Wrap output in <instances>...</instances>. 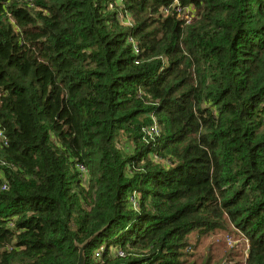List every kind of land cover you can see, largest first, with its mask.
Returning <instances> with one entry per match:
<instances>
[{
	"label": "trees",
	"instance_id": "1",
	"mask_svg": "<svg viewBox=\"0 0 264 264\" xmlns=\"http://www.w3.org/2000/svg\"><path fill=\"white\" fill-rule=\"evenodd\" d=\"M100 230L84 264H264V0H0V264Z\"/></svg>",
	"mask_w": 264,
	"mask_h": 264
},
{
	"label": "rangeland",
	"instance_id": "2",
	"mask_svg": "<svg viewBox=\"0 0 264 264\" xmlns=\"http://www.w3.org/2000/svg\"><path fill=\"white\" fill-rule=\"evenodd\" d=\"M231 244L236 242L235 237H231ZM227 235L224 234L222 231H216L213 234H209L207 236H202L197 240L196 234H191L190 235V241L191 244H194V249L192 250L194 256L189 257L190 260L194 259L196 264L201 263L202 260H205L206 258H210L209 262L211 264H215L218 261L220 264H241L240 262L243 261L244 255L241 254V249L240 253H238L237 249L234 250L235 255L232 259L228 257L230 251L226 252L227 250L231 249L232 246H229L228 243L226 242ZM109 249H113L112 246H110ZM246 252L244 249L242 253ZM218 262V263H219Z\"/></svg>",
	"mask_w": 264,
	"mask_h": 264
},
{
	"label": "water",
	"instance_id": "3",
	"mask_svg": "<svg viewBox=\"0 0 264 264\" xmlns=\"http://www.w3.org/2000/svg\"><path fill=\"white\" fill-rule=\"evenodd\" d=\"M103 231L100 230L99 232H97L94 236H91L90 239H88L87 241H85L84 243L77 245L78 248V260L76 264H84L85 263V251H84V246L87 245L89 242H91V239H93L94 237H96L97 235H99L100 233H102ZM224 264V263H223Z\"/></svg>",
	"mask_w": 264,
	"mask_h": 264
},
{
	"label": "built area",
	"instance_id": "4",
	"mask_svg": "<svg viewBox=\"0 0 264 264\" xmlns=\"http://www.w3.org/2000/svg\"><path fill=\"white\" fill-rule=\"evenodd\" d=\"M175 10H176L178 13H182V15H183V11H181L178 7H177ZM183 16L186 17V20H187L188 22H189L190 19L192 18V16L189 15V14H186V15H183ZM227 243H228V245H231V239H228ZM101 252H102V248L97 249V251L95 252V257H96V258L101 257ZM119 255H120V256H123V252H120Z\"/></svg>",
	"mask_w": 264,
	"mask_h": 264
}]
</instances>
